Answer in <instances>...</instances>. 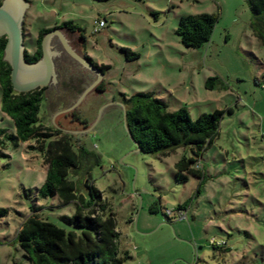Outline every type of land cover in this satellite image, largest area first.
Listing matches in <instances>:
<instances>
[{"label": "rangeland", "instance_id": "1", "mask_svg": "<svg viewBox=\"0 0 264 264\" xmlns=\"http://www.w3.org/2000/svg\"><path fill=\"white\" fill-rule=\"evenodd\" d=\"M26 2L25 51L34 53L41 30L73 22L83 30L84 41L61 30L71 48L105 68V92H91L73 111L61 114L96 76L61 55L52 37L58 82L47 87L38 118L72 135L76 153L82 146L98 159H83L81 170L69 179L86 196L83 183L90 175L89 185L115 216L119 255L129 254L123 264H264V40L254 34L247 3ZM200 14L217 17L211 39L200 48H185L175 33L179 20ZM104 19L105 26L94 34L95 21ZM121 49L139 58L128 61ZM136 93H152L169 111L185 108L192 120L223 112L219 135L200 159L203 179L189 176L185 184L174 179L176 163L193 157L190 148L166 156L136 151L125 130L120 96L129 99ZM73 112L87 128L73 122ZM0 130L14 134L1 109ZM35 146L30 141L15 147L7 140L0 145V211L6 212L0 216V264H29L15 237L32 208L58 227H64L61 216L75 212L74 205L62 206L57 197L39 196L47 165L31 149ZM153 203L160 204L158 213H150ZM180 206L186 208V221L176 214Z\"/></svg>", "mask_w": 264, "mask_h": 264}, {"label": "trees", "instance_id": "2", "mask_svg": "<svg viewBox=\"0 0 264 264\" xmlns=\"http://www.w3.org/2000/svg\"><path fill=\"white\" fill-rule=\"evenodd\" d=\"M3 0H0V5ZM107 2L109 0H94ZM251 12L252 28L259 39L264 40V0H244ZM105 22V19L103 20ZM217 17L200 14L182 17L175 31L180 43L185 48L196 49L209 43L214 31ZM54 29L64 30L70 34H78L84 41L83 30L73 22L64 23ZM53 29V30H54ZM52 31V30H51ZM49 30H41L35 41L34 53L25 51L26 61L37 62L41 56V40ZM99 33V32H98ZM97 34V33H94ZM7 37L0 38V109L8 116L14 126V134H6L0 130V145L7 140L15 147L20 143L35 142L37 149L47 165L46 181L38 189L41 198L57 197L62 206L74 205L72 216H61L64 227L43 220L38 209L32 208L31 214L22 222L16 233L15 241L29 264H123L129 258L128 252L121 258L118 251L119 233L116 220L101 193L89 185L90 175L83 183L87 189L86 196L69 179L70 174L78 173L84 163L83 159L97 158L87 154L82 146L76 153L73 150V136L61 133L39 120L38 113L44 98L45 88L29 93H16L11 84V67L3 61ZM127 60H137L138 54L121 49ZM131 56L133 58H131ZM86 60L102 73L105 68L94 63L84 51ZM105 84L100 83L96 93H104ZM121 96L125 106L126 125L144 154H160L166 156L179 147L190 148L193 157H182L175 165L174 179L185 184L188 177L204 178L200 159L219 135V125L223 117L222 111L212 114H201L192 120L185 108L169 111L165 102L152 93H136L129 99ZM74 122L87 128L76 112L71 114ZM88 163V162H87ZM160 211V204L153 203L150 213ZM185 213V206H180L176 214ZM0 211V216L5 215ZM168 216V215H167ZM187 216V215H186Z\"/></svg>", "mask_w": 264, "mask_h": 264}, {"label": "water", "instance_id": "3", "mask_svg": "<svg viewBox=\"0 0 264 264\" xmlns=\"http://www.w3.org/2000/svg\"><path fill=\"white\" fill-rule=\"evenodd\" d=\"M25 2L26 0H3L0 5V38L7 37L3 61L11 67L12 88L16 93H29L57 84L58 75L55 72L53 58L58 56V53L49 49V41L55 36L63 51L72 60L96 76L95 80L82 92L75 103L61 112V114L69 113L77 108L89 93L96 90L103 79V73L76 53L59 29H54L44 35L41 40V58L33 64L28 63L25 58L23 25L25 11L28 9L29 3ZM122 106L127 136L135 146L136 151L139 152V146L135 143L126 125V109L123 104Z\"/></svg>", "mask_w": 264, "mask_h": 264}, {"label": "built area", "instance_id": "4", "mask_svg": "<svg viewBox=\"0 0 264 264\" xmlns=\"http://www.w3.org/2000/svg\"><path fill=\"white\" fill-rule=\"evenodd\" d=\"M94 33H98L100 29H102L105 26V22L103 20H97L94 23ZM171 212H168V214ZM178 217L180 220H185L186 221V214L185 213H179Z\"/></svg>", "mask_w": 264, "mask_h": 264}, {"label": "flooded vegetation", "instance_id": "5", "mask_svg": "<svg viewBox=\"0 0 264 264\" xmlns=\"http://www.w3.org/2000/svg\"><path fill=\"white\" fill-rule=\"evenodd\" d=\"M81 42H83V41H81ZM62 48V47H61ZM84 50V49H83ZM62 51V53H61V55H65V56H67L69 59H71L64 51H63V49L61 50ZM84 52V51H83ZM80 54V53H79ZM81 56L83 57V58H85L84 57V53L82 54L81 53ZM60 58H61V56H60ZM59 58V59H60ZM86 59V58H85ZM72 60V59H71ZM75 64H78V63H76L74 60H72ZM48 88L47 87H45V91L47 90ZM45 95V94H44ZM74 122V121H73Z\"/></svg>", "mask_w": 264, "mask_h": 264}]
</instances>
